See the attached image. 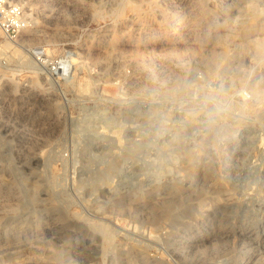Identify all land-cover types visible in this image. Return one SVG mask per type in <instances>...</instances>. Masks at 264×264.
I'll list each match as a JSON object with an SVG mask.
<instances>
[{
    "label": "rangeland",
    "instance_id": "obj_1",
    "mask_svg": "<svg viewBox=\"0 0 264 264\" xmlns=\"http://www.w3.org/2000/svg\"><path fill=\"white\" fill-rule=\"evenodd\" d=\"M23 1L0 264H264V0Z\"/></svg>",
    "mask_w": 264,
    "mask_h": 264
},
{
    "label": "built area",
    "instance_id": "obj_2",
    "mask_svg": "<svg viewBox=\"0 0 264 264\" xmlns=\"http://www.w3.org/2000/svg\"><path fill=\"white\" fill-rule=\"evenodd\" d=\"M30 22L31 17L23 0H0V34L7 42L16 43L29 28ZM28 52L43 65L50 81L66 72V60H51V63H47L48 56L41 47L29 48Z\"/></svg>",
    "mask_w": 264,
    "mask_h": 264
},
{
    "label": "bare ground",
    "instance_id": "obj_3",
    "mask_svg": "<svg viewBox=\"0 0 264 264\" xmlns=\"http://www.w3.org/2000/svg\"><path fill=\"white\" fill-rule=\"evenodd\" d=\"M212 6V5H211ZM149 9V7H148ZM199 9V7H198ZM195 11V10H194ZM180 13V12H179ZM209 18V17H208ZM194 20V19H193ZM196 24V23H195ZM197 25V24H196ZM198 37V36H197ZM189 46V45H188ZM5 49H9V46L8 45H5L4 46ZM166 70V69H165ZM30 148V147H29ZM1 198V197H0ZM15 201L16 198L13 197V198H3V199H0V214H2L4 211H8V210H13L14 206L15 205ZM195 214V210L193 208L192 205H189L187 206L186 210H185V215H194ZM2 217V215H1ZM189 217V216H188ZM179 219L176 218L175 221H178Z\"/></svg>",
    "mask_w": 264,
    "mask_h": 264
}]
</instances>
